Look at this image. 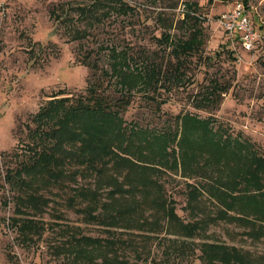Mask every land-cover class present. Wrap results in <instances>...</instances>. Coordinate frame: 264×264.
<instances>
[{"label": "trees", "instance_id": "obj_1", "mask_svg": "<svg viewBox=\"0 0 264 264\" xmlns=\"http://www.w3.org/2000/svg\"><path fill=\"white\" fill-rule=\"evenodd\" d=\"M185 4L179 25L183 32H162L159 51L106 45L103 64L89 63L93 71L85 94L49 99L35 115L36 127L30 128L29 154L8 167L6 178L18 190L16 212L29 215L13 216L12 223L23 235H41L47 228L62 234L54 253L67 264H137L129 254L141 258L147 240L164 225L175 236L168 239V255L186 257L198 248L202 264H264V253L256 256L221 240L190 244L218 220L238 223L253 240L264 237V154L257 145L217 117L189 109L167 116L160 126L141 125L123 115L137 92L160 108L168 101L161 89L185 85L192 58L203 56L205 17L198 3ZM160 19L168 28L173 25ZM228 90L229 81L213 77L192 97L193 106L212 110ZM174 174L184 180L187 207L200 215L194 221L179 216L176 200L168 194L166 179ZM89 176L93 183L78 182L77 177ZM41 187L65 192V205L80 212L83 221L102 226L105 234L86 235L78 224L40 221L36 216L53 201L39 193ZM205 194L217 206L212 215L202 208ZM133 230L142 236L132 235L137 233Z\"/></svg>", "mask_w": 264, "mask_h": 264}, {"label": "rangeland", "instance_id": "obj_2", "mask_svg": "<svg viewBox=\"0 0 264 264\" xmlns=\"http://www.w3.org/2000/svg\"><path fill=\"white\" fill-rule=\"evenodd\" d=\"M187 1L198 3V12L205 17L203 56L192 58L185 85L161 89L168 101L160 108L137 92L123 113L125 119L160 126L167 116L172 118L186 109L203 117L213 115L231 132L249 138L264 154V0H0V264H67L63 256L54 253L62 234L47 228L41 235H23L12 223L13 216L29 215L16 212L18 190L6 178L7 170L29 154L27 146L33 140L30 128L37 125L35 115L53 96L85 94L92 70L89 63L97 60L103 64L109 52L106 45L159 51L163 45L157 39L162 32H183L179 25ZM239 1L245 3L262 33L252 51L244 49L238 37L220 23V15ZM160 18L173 25L166 27ZM169 50L163 58L165 64L169 63ZM213 77L229 81L222 103L212 110L195 108L192 97ZM174 176L166 179L168 194L176 200L179 216L186 222L194 221L200 215L187 207L184 180L179 174ZM77 178L86 185L94 180L90 176ZM39 189L53 200L42 214L35 215L40 221L78 224L86 235L105 234L102 226L83 221L80 212L65 205V192ZM201 203L206 215L217 208L206 194ZM245 229L236 222H210L190 244L193 247L205 238L235 244L256 256L264 253V237L253 240ZM133 231L137 238L142 236ZM156 235L147 240L141 258L134 252L129 254L132 263L202 264L196 247L186 257L166 253L168 239L175 236L165 225Z\"/></svg>", "mask_w": 264, "mask_h": 264}, {"label": "built area", "instance_id": "obj_3", "mask_svg": "<svg viewBox=\"0 0 264 264\" xmlns=\"http://www.w3.org/2000/svg\"><path fill=\"white\" fill-rule=\"evenodd\" d=\"M220 23L232 35H236L247 51H252L261 39V32L255 27L244 2L235 3L220 15Z\"/></svg>", "mask_w": 264, "mask_h": 264}]
</instances>
